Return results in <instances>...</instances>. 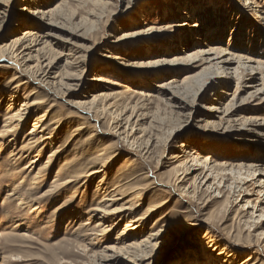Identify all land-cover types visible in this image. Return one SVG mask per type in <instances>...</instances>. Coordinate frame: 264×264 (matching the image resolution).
Masks as SVG:
<instances>
[{"label": "rangeland", "instance_id": "rangeland-1", "mask_svg": "<svg viewBox=\"0 0 264 264\" xmlns=\"http://www.w3.org/2000/svg\"><path fill=\"white\" fill-rule=\"evenodd\" d=\"M262 18L264 0H0V264H264V72L256 90L249 71L170 63L194 38L264 63ZM30 30L57 38L48 66L17 61L36 55ZM40 115L49 129L29 143ZM123 205L137 207L91 211ZM151 232L154 247L125 249Z\"/></svg>", "mask_w": 264, "mask_h": 264}, {"label": "bare ground", "instance_id": "bare-ground-1", "mask_svg": "<svg viewBox=\"0 0 264 264\" xmlns=\"http://www.w3.org/2000/svg\"><path fill=\"white\" fill-rule=\"evenodd\" d=\"M248 1V0H247ZM249 4V3H248ZM250 4H253L250 2ZM249 4V5H250ZM255 8V7H254ZM259 8V7H258ZM34 8H32L33 10ZM58 7H56L55 9L53 10H48V11H45V10H39L38 8L35 9L32 14L35 17L34 19V23L30 26V27H36V28H40V26H51V21H52V16L54 15V13L57 11ZM30 10V9H29ZM31 11V10H30ZM29 12V11H28ZM262 13V12H261ZM191 17V16H190ZM192 19V18H189L188 21ZM263 21H264V18H262ZM36 24V25H35ZM42 28V27H41ZM202 27L201 26H198L197 24H194L190 27V31H188L185 35V41L186 40H193V37L192 36H196L197 34H199V30L201 29ZM40 30V29H39ZM152 30V29H151ZM191 30H193L191 32ZM33 31H27L25 32V40H31L33 41V44L34 45H31L33 46V48L36 50L35 53L36 55L33 56L31 53L30 54H25L26 52V49L28 48H21V50L19 51L18 49V52L16 51V59L17 61H22V63H24V67H26L25 69H32L34 67H32L28 62H31L32 59H38V62L40 63L41 66H48V62H47V58L45 57V55L43 56L42 55V51L43 49L47 46V44H49L50 42L54 41V40H57V38L54 36V35H50V34H47L46 36H43V37H39L37 36V34H33L32 33ZM147 32H151L150 30H148ZM215 35V34H214ZM36 36V37H34ZM35 38H37L36 40H34ZM21 40V41H23ZM184 41V42H185ZM20 42V41H19ZM200 46V48L202 47V49H200L199 51H196V52H193L191 54H188L186 57H183V58H176L174 60H172V62L170 63H179V61L181 60H194V61H202L204 63H208L210 65V67L219 72L218 74H220L221 76H224V77H227V76H237L239 77V73L241 70H244L243 72L245 71H249L251 72V76L253 77L252 79L249 80L248 82V87L250 89H256V84L258 83L259 80H262V71L264 72V63H261V62H256L254 61L253 59L251 58H245V57H242V56H236V55H233V54H230L228 53L226 50H220V49H207L206 47V44H203V43H200L198 42V39L197 38H194V43H196ZM29 43V42H28ZM195 44V45H197ZM50 46V45H49ZM3 47V46H2ZM22 47V46H21ZM27 47V45H26ZM32 48V49H33ZM2 49V48H1ZM23 49V50H22ZM8 49H2L0 51V54L4 55L5 52H7ZM33 53V51H30ZM44 53V52H43ZM5 56H0V59L2 60ZM1 62V61H0ZM47 62V64H46ZM37 63V62H36ZM38 64V63H37ZM46 64V65H44ZM39 65V66H40ZM236 65H238V67H235ZM36 67V66H35ZM257 75H261V79L257 78ZM215 78L216 77H220V76H217V74L214 76ZM17 78V77H16ZM14 78V79H16ZM242 78H240L241 80ZM51 81V80H50ZM97 82H101V83H107L105 82L104 80L102 79H97L96 80ZM244 82V81H243ZM242 82V83H243ZM246 85L244 86L245 89H247ZM258 86V85H257ZM257 90V89H256ZM259 91V94H264V85L261 87V89L257 90V92ZM31 95H34V93H32ZM30 95V96H31ZM11 96L13 97L14 95H12L11 93ZM103 96V95H102ZM97 99V98H96ZM12 101V100H11ZM43 101H40L38 99H35V100H32L30 102H26L24 101L23 102V105L24 107H28L29 109H32L33 110H38L40 109V104H42ZM21 110L19 111H15L13 112V114L8 117V119L10 121H13L15 123L14 126H17V125H20L22 119L24 118L21 114ZM43 116L40 115V116H37L35 118V122H34V126H33V129H32V133H34V136L33 137H30L29 140L31 142H34L35 144H39L40 143V139L41 138H35L38 134V133H42V132H45L48 128L47 125H44L43 123ZM12 122V123H13ZM6 126V125H5ZM4 126V127H5ZM12 130L14 129V127L12 126L11 128ZM11 129H4V133L5 135H7L8 133H11L12 130ZM30 132V134H31ZM33 135V134H32ZM45 139V138H44ZM15 140V139H12V141ZM3 143V142H2ZM1 147V146H0ZM13 155V154H12ZM208 161V160H207ZM104 162V161H103ZM35 163V161H30L29 162V165L28 166H25L24 169H28L29 167H31V165ZM106 163V162H105ZM104 167V165L102 166ZM104 171V170H103ZM102 169L101 170H91L89 171V173L87 174L89 177L90 175L94 174V173H99V172H103ZM253 172H258V171H253ZM252 173V172H251ZM250 175V174H249ZM264 175V172L262 173V176ZM33 181H35V177L32 179ZM70 184V180H67V181H64L63 182V185L62 186H67ZM65 189V188H64ZM21 199V198H20ZM121 199V198H120ZM112 201L110 198H104L102 201ZM21 202V201H20ZM128 202V201H127ZM21 204V203H19ZM18 204V205H19ZM163 205L160 204L159 206H153V208H150L147 212V214H149L148 216H151L153 215L156 210L160 207H162ZM135 207H137L136 205L135 206H132V205H123L121 206L120 208H113L111 210H107L103 207H95L93 208L91 211H95V212H102L104 215H102V217L100 218L102 221L104 220H107L106 218V215H112V214H115V213H121L123 214L122 212H119V211H131L133 210ZM35 209H39V207H33V210ZM136 209V208H135ZM134 211V210H133ZM154 212V213H152ZM132 212H130L129 214H131ZM146 214V213H145ZM113 216V215H112ZM264 217V215H263ZM146 216H143V217H138L136 218L135 220H133V218L129 217V220H126V227H124L125 229L123 230V234H125L127 232H130L132 229H136L137 228V222L139 223L140 220H143L145 219ZM264 219V218H263ZM141 222V221H140ZM132 223V224H131ZM97 226H103V224H101V221L97 223ZM133 232V230H132ZM159 233L157 232H151L146 238H143L142 240L138 241V242H133V243H129V244H126L125 245V249H133V250H139V248L141 249L142 247H154L156 245V240H157V237L159 236L158 235ZM128 236V235H127ZM124 237V238H127ZM136 236V235H135ZM138 239V238H137ZM135 257V256H134Z\"/></svg>", "mask_w": 264, "mask_h": 264}]
</instances>
